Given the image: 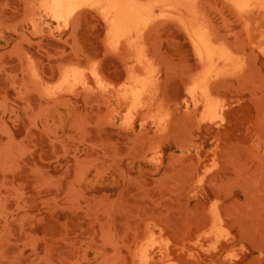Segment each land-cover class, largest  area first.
Wrapping results in <instances>:
<instances>
[{
	"label": "rangeland",
	"instance_id": "374dc122",
	"mask_svg": "<svg viewBox=\"0 0 264 264\" xmlns=\"http://www.w3.org/2000/svg\"><path fill=\"white\" fill-rule=\"evenodd\" d=\"M117 1L0 0V264H264V10Z\"/></svg>",
	"mask_w": 264,
	"mask_h": 264
},
{
	"label": "bare ground",
	"instance_id": "6f19581e",
	"mask_svg": "<svg viewBox=\"0 0 264 264\" xmlns=\"http://www.w3.org/2000/svg\"><path fill=\"white\" fill-rule=\"evenodd\" d=\"M58 2L60 1H67V0H56ZM116 2H118L117 0H114ZM251 1H254L256 3V5H258L260 8H262L264 10V0H233V2L241 7L244 8L246 6H249L251 3ZM120 5H116V7H113L112 10H110V12L108 13V17H111L112 14H115V21H113L114 23L111 25V31L113 32V35L115 37L118 38H123L125 35L127 34H131L134 32H132V27L130 24V19L133 16V14L135 13L136 9L133 8L131 5H128L126 3H119ZM180 4V3H179ZM76 5V4H75ZM74 5V6H75ZM95 6V5H94ZM182 7V6H181ZM250 7V6H249ZM56 8V7H55ZM53 11L55 12V10L53 9ZM58 11V10H57ZM100 12V11H99ZM137 12V11H136ZM57 13V12H56ZM54 15V14H53ZM136 15V14H135ZM62 17V16H61ZM62 19V18H61ZM137 25V23H136ZM194 28V27H193ZM200 28V27H199ZM138 29V26H137ZM201 35V34H200ZM198 38V40H197ZM195 39L197 40V51H199L201 48H205L207 50H209L207 48V42L201 38V36H197L195 35ZM117 40V38H116ZM119 40V39H118ZM121 40V39H120ZM123 40V39H122ZM121 40V41H122ZM125 40V39H124ZM120 42V41H119ZM125 42V41H124ZM210 48V47H209ZM198 54V53H197ZM212 55V54H211ZM202 57V56H201ZM203 60V59H202ZM210 61V60H209ZM203 62V61H202ZM203 64H208V62H203ZM146 78V77H145ZM145 80V79H144ZM215 101V100H214ZM140 259L141 264H150L144 257L143 255H139L138 257Z\"/></svg>",
	"mask_w": 264,
	"mask_h": 264
}]
</instances>
